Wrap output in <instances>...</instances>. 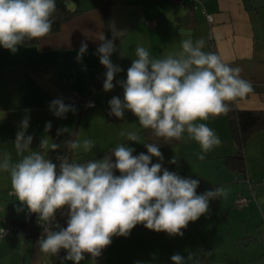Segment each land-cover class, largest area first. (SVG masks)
Returning <instances> with one entry per match:
<instances>
[{
	"label": "crops",
	"instance_id": "crops-1",
	"mask_svg": "<svg viewBox=\"0 0 264 264\" xmlns=\"http://www.w3.org/2000/svg\"><path fill=\"white\" fill-rule=\"evenodd\" d=\"M64 3L78 12L63 21L58 30L34 43L19 46L15 54L0 47V83L7 85L0 100L7 103L9 99L24 98L25 92L31 90L43 104L50 105L52 100L62 98L66 105L75 107L65 118L53 114L51 128L36 137L30 150L44 151L39 149L42 139L47 137L50 145L53 137L62 133H58V129H69L67 132L75 139L84 123L94 147L88 152L75 150L74 162L100 159L118 144L128 146L132 141L122 136V131L136 132L141 138L133 155L147 154V139L140 132L143 128L137 117L130 111L124 113L127 118L110 116L108 103L114 96L123 99V89L117 81L126 80L138 45L145 47L151 57L161 58L179 50L183 39L204 40L205 52L216 53L231 66L242 68V78L253 86L251 93L232 102L231 106L264 109V0H187L181 7L174 6L171 0H64ZM177 18H181L180 23ZM120 30H126V34L116 40V46L127 56L121 58L119 51L111 56L113 64L119 65L122 71L113 80L114 88L105 91L106 69L96 54L101 43L98 36L112 38L113 33ZM82 40L87 41L88 49L78 60ZM92 83L94 85L89 87ZM69 90L86 95L94 104L82 110L79 102L66 100ZM0 111L8 114L7 106ZM125 119L132 123L122 126ZM202 122L215 131L221 144L206 153L204 160H199L196 153L201 149L193 141L160 143L162 167L185 178L199 179L197 194L225 186L229 189L227 198L211 200L209 212L189 222L187 228L182 229V237L158 233L138 224L129 236L112 237V243L95 258L94 264H171L172 255L179 253L187 257L189 252L198 253L197 264L201 257L210 264L224 260L222 264H264V131L249 137L243 149L245 174H241L231 171L223 162L226 155L237 150L226 113ZM174 157L177 163H169ZM152 162L160 161L153 157ZM7 179L4 191H0V228L10 227V220L22 218L26 211V206L22 207L10 195L8 175ZM240 194L251 198L242 206L235 202ZM218 218L222 224H218ZM218 236L225 240L218 241ZM37 240L19 229H11L0 240V264H62L64 250L58 255L43 254L36 246ZM202 242L221 249L212 251L203 247L201 250ZM63 264L73 262L63 261ZM80 264H93V258L85 254Z\"/></svg>",
	"mask_w": 264,
	"mask_h": 264
},
{
	"label": "clouds",
	"instance_id": "clouds-1",
	"mask_svg": "<svg viewBox=\"0 0 264 264\" xmlns=\"http://www.w3.org/2000/svg\"><path fill=\"white\" fill-rule=\"evenodd\" d=\"M55 10L56 0H0V47L15 54L19 46L46 37L52 30ZM125 34L126 30H120L111 39L103 34L98 36L101 43L96 54L106 69L105 91L114 88L113 80L122 71L110 58L117 51L121 58L127 56L116 46V40ZM204 46L202 39H183L179 50L153 58L145 47L138 45L126 80L117 81L123 89V99L114 96L109 100V115L123 119L125 111H130L142 128L151 129L165 143H197L201 151L196 157L204 160L205 154L219 146L221 140L202 121L229 112L232 102L253 91L251 82L241 76L242 68L231 66L216 53L205 52ZM87 49V41L82 40L78 60ZM49 109L58 118L75 111L62 98L52 100ZM29 112L25 110L14 141L20 159L13 162L11 154L4 152L0 155V171L9 177L10 195L35 214L43 228L37 248L52 255L64 250L62 264H80L85 254L93 258L94 264L95 258L112 243V237H127L138 224L182 237V229L189 222L209 212L211 200L226 199L229 194L225 186L197 194L200 180L163 168V155L156 143L145 144L147 154L133 155V148L120 144L100 159L78 163L62 156L57 165L46 158V152L49 148L55 151L60 145H49L47 137L39 148L44 151L30 150L33 137L26 135ZM3 118L6 113L0 111V119ZM50 128L51 122L46 123L45 131ZM67 131L58 129V133ZM120 134L126 135L128 141H138L136 132ZM66 145L73 151L84 152L94 147L92 140L81 141L78 137L66 141ZM153 157L160 162L153 163ZM169 163L176 164L177 159L174 157ZM58 212L67 217L66 227L56 222ZM197 256V252H189L187 257L177 253L171 260L173 264H197Z\"/></svg>",
	"mask_w": 264,
	"mask_h": 264
},
{
	"label": "trees",
	"instance_id": "trees-1",
	"mask_svg": "<svg viewBox=\"0 0 264 264\" xmlns=\"http://www.w3.org/2000/svg\"><path fill=\"white\" fill-rule=\"evenodd\" d=\"M77 12V10H72L68 6H66L64 0H56V10L52 16L53 26L51 32L58 30L63 21L73 17ZM106 15L107 14L105 11V19L107 17ZM177 20L180 23L181 18H177ZM34 42L36 41H33L31 43ZM93 85L94 83H92L89 87H92ZM226 117L228 121L229 132L233 144L235 145L237 150L233 154L226 155L223 159V162L231 171L245 174V157L243 155V149L251 134L259 131H264V109H241L235 106H231V110L226 113ZM140 132L146 136L147 143L160 144L164 142L162 138L155 137L152 134L151 129L143 128L140 130ZM71 139H74V136L68 132H62L60 134L55 135L50 145L52 143H55L60 146L55 151H52L50 148L47 150L46 154L48 159H51L54 163H57V165H59L60 162L58 157L66 156L69 158L70 161H73L75 153L66 145V141ZM118 145L109 149L106 152V155H110ZM115 174L119 175V172H116ZM65 220L66 216L61 215L58 212L56 216V222L59 223L61 226L66 227ZM10 222V230L19 229L23 231L26 235L34 239H38L39 226L37 217L35 214H30L27 208L22 218H12ZM198 264L210 263L201 257L198 259Z\"/></svg>",
	"mask_w": 264,
	"mask_h": 264
},
{
	"label": "rangeland",
	"instance_id": "rangeland-1",
	"mask_svg": "<svg viewBox=\"0 0 264 264\" xmlns=\"http://www.w3.org/2000/svg\"><path fill=\"white\" fill-rule=\"evenodd\" d=\"M6 86L7 85H3L2 83H0V95L6 89ZM5 106H7L8 114L7 112H4L6 113V118L0 119V155H2L4 152H8L11 154L13 161H18L19 157L15 149L14 141L16 139V134H17V131L19 130L20 123L26 115L25 110L26 109L30 110V112L27 113V115L30 117V120H29V127L27 129L26 135H31L33 137V141L31 145L35 143L36 137L38 135L42 136V134L46 132L45 125L46 123L50 122L53 112L50 111L49 105L43 104L41 100L34 97L31 90H28L25 92L24 98L23 97L15 98V99H11V101L9 99L7 100V103L4 100H0V109L5 108ZM14 107H17V109L16 110L13 109ZM125 112H128V111H125ZM124 118H127V117H124ZM131 123H132V120L130 121V120L125 119L121 124L122 126H126V125L128 126ZM77 137L81 141L85 138L89 139L88 127H86L84 123L81 125L80 129L77 130ZM138 139H141V138H138ZM138 144L139 142L138 143L130 142V144H128V147L136 149ZM7 180H8L7 173L0 171V191L1 192L4 191L2 189H3V186L6 184ZM219 223L222 224V220L218 218V224ZM196 236L198 237V242H199V239H201L199 237L200 232H198ZM217 239L218 241L225 240L223 236L221 237L218 236ZM206 244L207 243L202 242L201 247H200L201 250L203 247H205V249L209 248L208 250H212V251L221 249L217 247V245H214L212 243L210 247L205 246ZM223 262H226V261L224 260ZM219 263L220 261H218L216 264H219Z\"/></svg>",
	"mask_w": 264,
	"mask_h": 264
},
{
	"label": "built area",
	"instance_id": "built-area-1",
	"mask_svg": "<svg viewBox=\"0 0 264 264\" xmlns=\"http://www.w3.org/2000/svg\"><path fill=\"white\" fill-rule=\"evenodd\" d=\"M173 5L176 6V7H181L183 5H185L186 1L187 0H171ZM206 18L208 20H211V16L206 14ZM147 24H153V21H147ZM66 100L68 102H71V101H76V102H79V105L80 107L85 110L87 108H89L90 106H92L94 104L93 100L89 97H87L86 95H83L82 93L78 92V91H75V90H69L67 91L66 93ZM251 198L249 196H245V195H239L235 202L242 206L244 204H246ZM38 226H39V234H38V239L41 237L42 235V232H43V228L42 226L39 224L38 222ZM0 229H4L5 232H0V240L4 237L7 236V234L9 233L10 231V227H2ZM103 254V250L101 252V255ZM100 255V256H101ZM97 258V257H96Z\"/></svg>",
	"mask_w": 264,
	"mask_h": 264
}]
</instances>
